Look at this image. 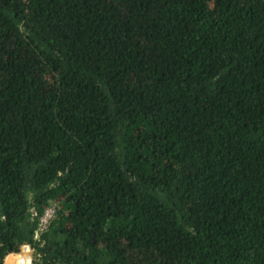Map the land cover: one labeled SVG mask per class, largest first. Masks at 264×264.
I'll return each mask as SVG.
<instances>
[{
    "label": "trees",
    "instance_id": "obj_1",
    "mask_svg": "<svg viewBox=\"0 0 264 264\" xmlns=\"http://www.w3.org/2000/svg\"><path fill=\"white\" fill-rule=\"evenodd\" d=\"M24 245L264 264V0H0V264Z\"/></svg>",
    "mask_w": 264,
    "mask_h": 264
},
{
    "label": "built area",
    "instance_id": "obj_2",
    "mask_svg": "<svg viewBox=\"0 0 264 264\" xmlns=\"http://www.w3.org/2000/svg\"><path fill=\"white\" fill-rule=\"evenodd\" d=\"M55 212L56 206L54 203H52L49 207H47V209L44 211L43 215L40 218L39 229L37 234L48 227L51 219L55 216Z\"/></svg>",
    "mask_w": 264,
    "mask_h": 264
},
{
    "label": "rangeland",
    "instance_id": "obj_3",
    "mask_svg": "<svg viewBox=\"0 0 264 264\" xmlns=\"http://www.w3.org/2000/svg\"><path fill=\"white\" fill-rule=\"evenodd\" d=\"M22 253H23V251H22ZM29 253H30V258H31V260H30L31 263L30 264H33L34 263V252L31 249ZM4 262H7V261L4 259Z\"/></svg>",
    "mask_w": 264,
    "mask_h": 264
},
{
    "label": "water",
    "instance_id": "obj_4",
    "mask_svg": "<svg viewBox=\"0 0 264 264\" xmlns=\"http://www.w3.org/2000/svg\"><path fill=\"white\" fill-rule=\"evenodd\" d=\"M25 247H27L28 248V250H29V252H30V250H31V248L30 247H28V245H24V247H23V252H24V250L26 249ZM7 255V254H6ZM8 263V262H7ZM8 264H13V262L12 263H8Z\"/></svg>",
    "mask_w": 264,
    "mask_h": 264
}]
</instances>
